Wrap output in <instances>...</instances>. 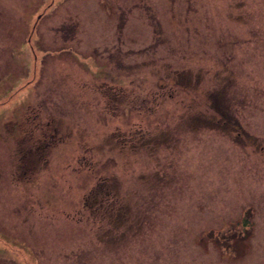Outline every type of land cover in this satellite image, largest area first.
<instances>
[{
  "label": "rangeland",
  "instance_id": "obj_1",
  "mask_svg": "<svg viewBox=\"0 0 264 264\" xmlns=\"http://www.w3.org/2000/svg\"><path fill=\"white\" fill-rule=\"evenodd\" d=\"M261 1L242 8L248 14L239 19L160 20L163 33L159 38L166 35L169 40L153 51L156 57L177 63L166 55L172 52L167 45L181 39L183 46L175 52L184 59L179 60L178 68L201 70L206 80L211 79L209 75L232 72L229 78L233 80L224 89L234 105L238 101L236 111L248 133L258 139V147L242 148L243 144L224 134L193 130V115L206 110L198 98L190 101L199 95L195 90L167 100L165 82L142 78L140 84L146 88L139 91L140 96L148 100L161 96L165 102L157 106L141 99L138 108L142 115L113 113L116 102L106 100L102 84L90 90L93 82L99 83L109 72L102 69L108 67L102 60L107 53L102 48L113 44L117 23L102 0H0V131L15 116L24 123L21 114L30 112L22 107V100L32 99L26 94L37 80L41 79L39 86L47 84L44 78L58 83L48 93L43 92L46 85L34 99L37 109L32 111V119L43 125L45 133L36 144L37 138L24 141L35 154L32 173H19L21 166L14 167L18 163L12 154L14 146L7 149L0 141V264H264ZM215 3L222 5L223 14L230 6L229 0ZM74 20L80 29L70 38L63 29ZM143 21L127 22L123 45L142 48L151 42V30ZM148 23L159 32L154 21ZM124 75L129 78L128 73ZM210 83L205 81L204 87H211ZM149 89L152 91L147 93ZM9 97L13 98L11 106L16 103L17 111H23L20 115L17 111L6 115L8 105L2 102ZM210 104L211 99L206 102L208 108ZM149 108L155 114L143 115L150 114ZM61 110L64 115L57 113ZM186 114L190 115L182 124L188 127L168 133L167 138L172 136L169 146L150 151L122 144L121 132L173 126ZM44 117L49 121L42 120ZM5 133L13 134L9 127ZM5 141L11 145L13 137L7 135ZM110 145L116 149L109 151ZM157 169L166 177L164 188L158 194L152 192L153 198H145L150 188L143 182L133 185L135 178L140 173L152 175ZM111 171L118 172L127 196L132 191L139 196L144 193L141 215L147 217L146 222L136 223L135 215L139 230L105 237L106 221L89 220L82 201L96 174ZM244 209H250L247 229L238 225ZM100 226L102 233L97 236Z\"/></svg>",
  "mask_w": 264,
  "mask_h": 264
},
{
  "label": "flooded vegetation",
  "instance_id": "obj_2",
  "mask_svg": "<svg viewBox=\"0 0 264 264\" xmlns=\"http://www.w3.org/2000/svg\"><path fill=\"white\" fill-rule=\"evenodd\" d=\"M218 0H205L199 1L198 0H102V3L108 5L110 8V12L114 14L117 19L121 21V24H126L131 19H138V20H145L147 21H154L156 25L159 27L158 31L156 32L153 29V23L148 24L149 28L152 33L151 42L141 49L136 51L132 50V66L131 70L126 72L123 70L118 69L114 66H109L105 63L108 67H106V71H109L107 75H105L102 79V89L103 95L106 97V100L115 101L116 106L112 108L113 113L119 114L121 112L122 115H142L143 110L138 108L140 106V100L145 99L149 103L157 104V106H162L165 102L161 98V96H157L152 100H148L149 97L140 96L139 91H142L145 87L140 81L142 78L148 79H156L157 81H162L166 83L167 92L164 95V98L169 100L168 98H172L175 95L182 93L186 94L189 93L191 90H195L197 92L196 97L191 98V102L193 103V99L198 98V102L206 107V110H201L197 115H193V124L191 127L194 129H204L209 131H215L220 134H224L226 138L232 139V141L239 142L244 146L242 148H246L248 146L258 147L256 144L257 138L252 136L248 133L247 128L241 122V118L237 114V106L238 101L236 104H233V99L231 96L225 91L224 87L226 84L231 82L233 79L229 78L232 75V72L228 71L223 75L219 76H212L209 75L211 79L207 78L202 71H196L189 69L187 67L178 68L179 60L184 59L179 57L176 54L177 48L183 46L181 43V39L174 42V45L168 44L167 48L171 49L172 52H167L166 55L168 57H174L178 60L177 63L168 62L163 56H155L156 54L153 52L155 51L158 46L165 45L166 39L169 40V37L163 35V38H159L160 32L161 35L162 31V24L160 20H200V19H239L244 18L248 13L242 11V8L246 10V8L253 3L262 2L261 0H229V7L227 6V11L225 14L221 12L222 5L216 4L215 2ZM258 12V11H256ZM261 12H259L260 14ZM158 21V22H157ZM151 25V26H150ZM124 31L123 27H119L116 29V39L118 41L121 40L120 35ZM189 40V39H188ZM190 41H187L188 47ZM128 47V46H127ZM110 60L117 59L119 61L121 57V49L120 45L114 46L113 51L108 55ZM157 63H159L157 65ZM163 63V64H162ZM217 72H222L217 70ZM132 73L135 76H129L127 78L124 74ZM226 79V80H225ZM119 83L120 92H112L114 90L111 85L112 82ZM206 83L211 82V87H204V82ZM53 84V85H52ZM58 83L49 81L47 84L39 86L40 83L34 85V87L29 91V96L32 95V99L29 98V104L27 106H31L35 104L33 107H28L30 111L36 110L37 101L34 100L38 97V93L44 90L46 85L45 91L43 92H50L53 87H55ZM24 87V85H22ZM146 88V87H145ZM155 88V86H154ZM134 92H132V90ZM149 91H152L149 89ZM146 93V92H145ZM155 93V92H153ZM156 94V93H155ZM211 99L210 108L207 107L206 102L207 100ZM108 106H110L108 104ZM124 108V109H123ZM166 106L162 108L165 110ZM150 114H143V115H152L155 114L153 109H150ZM210 111L211 113L207 112ZM104 111V110H103ZM104 112H107L105 110ZM165 112V111H164ZM169 112V108L164 115ZM159 113V112H158ZM108 115H112L111 112H107ZM190 114H186L183 117H179L178 121L173 126H143L139 127L137 130L133 131L134 133L127 132L120 134L123 137V145H127L129 149L132 150H144L145 148L150 149V151L156 150L160 146H169L171 137H168V133H177L180 132L183 127H188L185 124L186 119ZM139 121V123L143 124ZM151 122V120H150ZM43 125L40 123L34 125L35 131L43 132ZM142 129L140 132L139 130ZM232 137V138H231ZM248 138V139H245ZM135 147V149H134ZM159 176H156V174ZM165 176L160 170H154L152 175L150 174H138L135 178V182L133 185L143 182L150 191L146 192L145 198H153L150 195H153L152 192H158L163 190L165 185ZM122 181V179L120 178ZM138 189L137 187H134ZM123 189V185H121V190ZM133 190V188H132ZM126 192V191H125ZM123 192V193H125ZM132 194L134 196V210L138 212V220L144 221L147 215H141L143 210V200L144 193L142 196L137 195L136 191ZM137 199V201L135 200ZM150 206V205H149ZM146 206L145 210H148Z\"/></svg>",
  "mask_w": 264,
  "mask_h": 264
},
{
  "label": "trees",
  "instance_id": "obj_3",
  "mask_svg": "<svg viewBox=\"0 0 264 264\" xmlns=\"http://www.w3.org/2000/svg\"><path fill=\"white\" fill-rule=\"evenodd\" d=\"M84 204L88 209L94 210V214L99 210L104 211L102 216H94L95 218L100 217L99 220L111 222L113 219L116 220L113 223L117 224L112 225L113 230L106 232L107 234L120 230L129 232L134 229L135 215L138 214L134 210V197L132 194L127 196L123 193L116 179L104 178L98 181L92 192L86 196ZM115 213L116 217L112 218L111 215Z\"/></svg>",
  "mask_w": 264,
  "mask_h": 264
}]
</instances>
